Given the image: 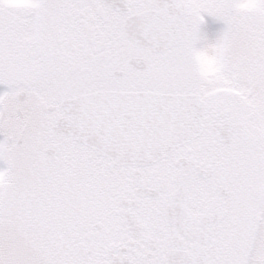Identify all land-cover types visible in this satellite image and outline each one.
<instances>
[{
  "label": "snow or ice",
  "instance_id": "1",
  "mask_svg": "<svg viewBox=\"0 0 264 264\" xmlns=\"http://www.w3.org/2000/svg\"><path fill=\"white\" fill-rule=\"evenodd\" d=\"M0 85V264H264V0H0Z\"/></svg>",
  "mask_w": 264,
  "mask_h": 264
},
{
  "label": "clouds",
  "instance_id": "2",
  "mask_svg": "<svg viewBox=\"0 0 264 264\" xmlns=\"http://www.w3.org/2000/svg\"><path fill=\"white\" fill-rule=\"evenodd\" d=\"M244 10L245 9L241 7L240 11ZM220 55L221 49L217 40L204 43L202 48H199L194 52L198 64V75L202 79L212 80L219 74Z\"/></svg>",
  "mask_w": 264,
  "mask_h": 264
},
{
  "label": "rangeland",
  "instance_id": "3",
  "mask_svg": "<svg viewBox=\"0 0 264 264\" xmlns=\"http://www.w3.org/2000/svg\"><path fill=\"white\" fill-rule=\"evenodd\" d=\"M204 19H207L206 24L203 25L202 36H203V43L208 41H215L217 40L222 34L223 31L226 29L227 25L217 18L211 15H205ZM6 90L5 85H0V92ZM0 139H3L2 135H0ZM5 167L3 163H0V168Z\"/></svg>",
  "mask_w": 264,
  "mask_h": 264
},
{
  "label": "flooded vegetation",
  "instance_id": "4",
  "mask_svg": "<svg viewBox=\"0 0 264 264\" xmlns=\"http://www.w3.org/2000/svg\"><path fill=\"white\" fill-rule=\"evenodd\" d=\"M206 20H207V19H204V22L201 24V31H202L203 28H204L203 25L206 24V22H207Z\"/></svg>",
  "mask_w": 264,
  "mask_h": 264
}]
</instances>
